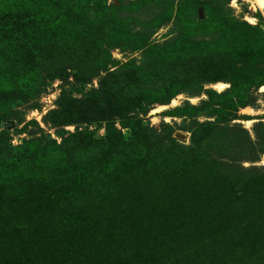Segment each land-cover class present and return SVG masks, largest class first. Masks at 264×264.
<instances>
[{
    "label": "rangeland",
    "instance_id": "374dc122",
    "mask_svg": "<svg viewBox=\"0 0 264 264\" xmlns=\"http://www.w3.org/2000/svg\"><path fill=\"white\" fill-rule=\"evenodd\" d=\"M236 21L264 30L254 0H0V264H264V84L149 49L229 55Z\"/></svg>",
    "mask_w": 264,
    "mask_h": 264
},
{
    "label": "trees",
    "instance_id": "16d2710c",
    "mask_svg": "<svg viewBox=\"0 0 264 264\" xmlns=\"http://www.w3.org/2000/svg\"><path fill=\"white\" fill-rule=\"evenodd\" d=\"M234 24L235 28H232L233 32H231L230 35L235 37L233 40L235 47L232 46V48H230L231 53L229 55H226V52L222 50L223 44L219 45L221 41L218 43L210 40H203L198 43L187 42L188 50H186L187 48L184 47L181 41L175 42L167 47L151 45L149 49L158 50L161 53L167 54V56L170 57L169 62L173 63H175V59L178 58L177 56H180L181 59H177V61L186 65L188 62L185 59V51H190L191 49L189 47H193L197 50L202 46V54L199 58H202L201 60H203L204 63L207 60L209 64H215V67L221 69L225 67L229 68L228 72L230 76L228 74L226 76L218 75L216 76L217 79L214 80L228 79L232 83V90L234 92H239L245 86V84H243L245 82L248 87L252 85H262L264 84V30L259 25H251L247 22L236 21ZM136 45L137 47H141L144 43L140 42ZM238 55L241 56L239 57ZM162 56L163 54L161 57ZM156 59L158 61L160 58L156 57ZM203 61L201 62L199 59V64H202V68L204 66ZM233 61H235L234 64ZM257 68H261L260 71H256ZM206 71L207 69L205 70V68H203V70H198L196 73H188L185 75L174 74L176 79L174 80L175 87L170 88V90L160 95L157 94L158 96L153 97L152 101L162 102L168 100L180 90L194 85L198 80L201 82L211 78V74H209V72L206 73ZM231 74H233V76H231ZM155 92L158 91L155 90ZM189 110H197V107L190 106Z\"/></svg>",
    "mask_w": 264,
    "mask_h": 264
},
{
    "label": "bare ground",
    "instance_id": "6f19581e",
    "mask_svg": "<svg viewBox=\"0 0 264 264\" xmlns=\"http://www.w3.org/2000/svg\"><path fill=\"white\" fill-rule=\"evenodd\" d=\"M255 4L257 6H259L263 12H264V0H254ZM227 86V84L225 82H216L214 84V87L218 90H223L225 87ZM262 88H264V85L262 86Z\"/></svg>",
    "mask_w": 264,
    "mask_h": 264
}]
</instances>
